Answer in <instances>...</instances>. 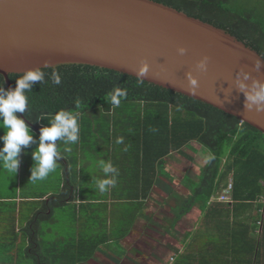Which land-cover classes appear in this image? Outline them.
Instances as JSON below:
<instances>
[{"label":"crops","instance_id":"1","mask_svg":"<svg viewBox=\"0 0 264 264\" xmlns=\"http://www.w3.org/2000/svg\"><path fill=\"white\" fill-rule=\"evenodd\" d=\"M79 126L81 135L76 151L70 158L64 151L61 153L62 160L58 161L61 171L57 194L48 191L23 196L18 191V196L12 199L0 197V264H24L26 261L36 264L25 230L44 208L45 202L59 195L68 184L72 190L64 209H72L74 213V217L66 223L69 229L73 228V234L64 238V249L55 245L51 249L43 248L42 225L52 221L54 212L52 218L40 226L38 235L40 254L53 264H64V257L72 248L81 250L82 244L92 249L96 246V250L95 253L88 251V254H93L92 258L80 264H247L242 261L226 263L224 259L229 253L246 258L253 254L252 264H264V198L248 202H201L177 220L180 205L177 198H186L191 194L188 174L192 175L196 185L200 182L197 172L183 168V160L193 165L194 158L185 149L183 153H174L169 156L171 167L167 169V174L164 169L156 177H147L140 165H134L140 158L132 152V142L128 137L116 134L108 144L111 151L106 156V162L110 161L118 169L119 176L115 187H110L103 197L95 184V181L105 178L103 171L97 163L91 165L85 155V151L92 152V147L88 145L92 144L90 140L96 142L95 138L85 136L90 135L86 131L90 121L82 119ZM118 138H122L123 142L116 143ZM192 145L197 146L196 143ZM74 167L76 173H72ZM230 178L216 195H223ZM149 180L153 185L145 198L142 193L148 190ZM84 190L89 194L82 193ZM173 193L177 195L175 198ZM168 213L171 215L168 216ZM101 228L104 233L98 235ZM102 241L109 250L108 255L100 252ZM112 245L119 249L112 248ZM227 245H236L233 248L237 251H227ZM217 256L223 259L222 262L216 261ZM180 260L182 262L178 263Z\"/></svg>","mask_w":264,"mask_h":264},{"label":"trees","instance_id":"2","mask_svg":"<svg viewBox=\"0 0 264 264\" xmlns=\"http://www.w3.org/2000/svg\"><path fill=\"white\" fill-rule=\"evenodd\" d=\"M152 1L225 30L264 56V13L261 11L234 10L230 7L232 0ZM56 69L62 78L60 85L52 83V69H45L46 82L35 85L32 92L27 94L29 107L23 115L38 135L41 128L49 126L54 115L62 109L78 112L81 117L101 111L102 115H98L100 125L103 116L113 117L111 127L110 123H106L107 127L102 130L106 144L115 134L128 137L133 144L132 152L140 158L134 165H140L147 177H156L164 169L167 172L169 156L183 153L191 143L207 149L212 158L208 159L201 171L199 184L195 188L190 187L188 197L177 198L180 201L177 220L186 216L196 204H207L212 200L230 176L233 181L232 201L248 202L264 198V134L257 129L205 103L146 82L138 83L131 76L90 66L71 65ZM20 76L10 75L13 89ZM3 82L4 88L8 89L5 79L0 76V84ZM116 87L127 91L119 107L111 105L108 95ZM77 100L80 101L79 108L75 106ZM131 106L133 109H129ZM136 106L139 112L132 111ZM129 111L131 114L127 113ZM117 113L122 116L118 118ZM224 160L226 162L223 164ZM152 185L149 180L148 190L142 193L145 198ZM71 190L72 186L68 184L59 195L45 202L44 208L25 230L36 264H53L40 254L39 230L43 223L52 218L55 210L66 205ZM103 244L105 241L101 246ZM82 245L81 250L72 248L64 257V264H80L92 258L93 254H88V251L95 253L96 246L92 249ZM233 246L236 247L227 245V251L236 252ZM251 255L246 258L229 253L224 260L226 263L242 261L252 264ZM217 257L219 259L216 258V261L222 262L223 259Z\"/></svg>","mask_w":264,"mask_h":264},{"label":"water","instance_id":"3","mask_svg":"<svg viewBox=\"0 0 264 264\" xmlns=\"http://www.w3.org/2000/svg\"><path fill=\"white\" fill-rule=\"evenodd\" d=\"M179 48L186 53L180 55ZM207 56V71L196 64ZM261 55L232 34L152 0H0V76L43 68L90 66L200 101L264 134V112L243 109L234 85L240 71L264 81ZM188 73L198 86L189 91ZM249 81L248 83H250ZM32 126L23 114H18Z\"/></svg>","mask_w":264,"mask_h":264},{"label":"clouds","instance_id":"4","mask_svg":"<svg viewBox=\"0 0 264 264\" xmlns=\"http://www.w3.org/2000/svg\"><path fill=\"white\" fill-rule=\"evenodd\" d=\"M178 53L184 55L185 48H179ZM209 58L203 57L197 64V70L207 71ZM264 67V56L256 59L254 69L259 72ZM49 64L45 62L43 68L29 69L16 79L14 89L4 88V82L0 84V128L4 130V135L0 136V141L3 142V147H0V167H3L10 173L16 174L20 166V155L23 149L28 148L32 144H37V149L32 153L33 167L31 168L30 182L46 181L50 174L53 173L58 161L62 159L61 153L58 150V141H62L66 146L65 152H70L69 145L79 141L80 126L78 123V112L72 110H60L55 115L49 126L43 127L40 130L39 140L33 138L31 128L25 119L18 114H25L29 107L28 93L37 84L46 82V71ZM52 71L50 79L53 84L60 85L62 78L55 66H51ZM149 66L147 63H142L139 67L136 77L138 83L144 82V77L147 75ZM187 79L189 82V91L195 92L198 86V81L191 73H188ZM251 81L250 83H248ZM236 90L243 95L245 111L255 110L264 112V81H260L251 77L248 72L240 71L234 81ZM110 96L111 105L119 107L121 99L125 98L127 91L120 87H116L108 94ZM76 108H79L80 101L75 102ZM123 139L118 138L116 143H122ZM126 150V149H125ZM209 157L208 159H211ZM99 167L102 169L105 176L104 179L95 181L97 189L104 193L110 187H115L119 176L118 169L109 161H99Z\"/></svg>","mask_w":264,"mask_h":264},{"label":"rangeland","instance_id":"5","mask_svg":"<svg viewBox=\"0 0 264 264\" xmlns=\"http://www.w3.org/2000/svg\"><path fill=\"white\" fill-rule=\"evenodd\" d=\"M230 7L233 8L234 10H238V11L258 10V11H261L264 13V0H232ZM132 107L133 106H131L129 109H131ZM140 107H143V105H141ZM138 108L139 107L136 106V109L132 110V111L139 112L140 109H138ZM94 113L98 114V115H102V112L98 111V110L94 111ZM127 113L131 114V111H129ZM135 114H137V113H135ZM90 115L83 116L82 118H79V116H78V123L82 119L85 121H90V126H89V128L86 129V131L90 132V135L85 134V136L86 137L90 136V138H95L96 142L94 141L95 142L94 143L93 139L90 140L89 143H92V144H88V145L90 147H92V152H91L92 154L89 153L88 151H85L86 152L85 155H87L86 160H88L91 165H94L96 163L99 165L100 160H104L106 162V159H107L106 156L111 151L109 146L105 142L106 137L102 135V130L105 129V126L107 127L106 123H108V124L110 123V127H111L113 117L103 116L101 119V121L103 120L101 123V125H102L101 126L100 120L98 119V116L97 115H94V116L91 115L90 116ZM116 115L118 116V118H120L119 116H122L121 114L118 115V113ZM132 115H134V114H132ZM99 118H100V116H99ZM115 119H117V118H115ZM95 123H96V128L94 130ZM48 125H50V124H48ZM31 131L33 134V138L38 141L39 135L37 133H35L32 129H31ZM3 135H4V130L2 128H0V136H3ZM79 135H81V132ZM79 142H80V140L75 144L69 145V147H71V151L66 152V154H68L67 156H69L68 158H70V155L73 156L74 152L76 151V144H79ZM57 144H58V150L60 151V153H63L64 148L66 146L63 144L62 141H58ZM196 145L197 146L192 145V146L185 148V152L190 153L191 156L194 158L195 162L192 163L193 165H190L191 162H186L185 160H183V163H184L183 168H185L186 170L190 169L194 172H197L198 178H200L201 171L203 170L204 166L206 165L208 158L211 156V153L207 149L201 147L200 145H198V144H196ZM0 147H3L2 141H0ZM37 147H38V143L32 144L28 148L22 150V153L19 157L20 166H19L16 174L10 173L6 169H4L3 167H0V197H2L4 199H12V198L18 196V191H21L23 196L27 195L28 193L31 194L33 192H35V193L42 192L43 193V192L53 191L54 194H57L59 192V189H58L59 179H60L59 173L61 171V166L59 164H57L56 170L50 174L49 178L46 181H42V182L41 181H37V182H30L29 181V177L31 175L30 170L34 164L33 159H32V153L37 149ZM167 162L168 163L166 164V169H169L171 167V161L168 160ZM74 169H75V167L72 169V171H73L72 173H74V171H75ZM95 170H97V166L95 167ZM75 173H76V171H75ZM171 173H172V171H171ZM174 177L176 180H178V181L180 180V178L177 179L176 176H174ZM188 177H189V180L187 179L188 186H190L192 188L196 187L197 185L194 182L192 175L188 174ZM170 189H172V188H170ZM82 193H84L85 195L89 194L86 190L82 191ZM174 195L175 194L173 193L172 196L175 198L177 195L176 196H174ZM102 196H103V193H102ZM218 198H219V196L215 195L212 198V201L218 200ZM170 215L171 214H169L168 216H170ZM73 217H74V213H73L72 209H68V208L64 209V207H63V208H59V209L55 210V214H54L52 221L50 223H45L42 225L43 232L41 234V241L44 242L43 248L45 247L46 249H51L55 245L58 248L64 249V238H67L69 235L71 236L74 232L73 228L69 229V227L66 223L69 222ZM101 219L103 220V217ZM102 226L105 228V223L103 221H102ZM103 233H104V231L102 230V228L99 229L98 235L99 234L101 235ZM56 243H58V244H56ZM111 247L112 248L113 247L118 248L115 245H112ZM100 252H101V254H103V253L107 254V255L109 254V250L105 246H102ZM24 264H30V262L26 261V262H24Z\"/></svg>","mask_w":264,"mask_h":264},{"label":"built area","instance_id":"6","mask_svg":"<svg viewBox=\"0 0 264 264\" xmlns=\"http://www.w3.org/2000/svg\"><path fill=\"white\" fill-rule=\"evenodd\" d=\"M232 192H233V181L232 179H230L227 188L225 189L223 195L220 196L218 200L224 203H232Z\"/></svg>","mask_w":264,"mask_h":264}]
</instances>
